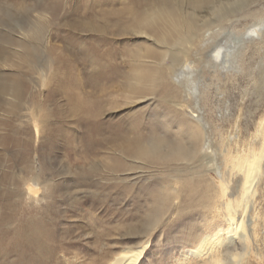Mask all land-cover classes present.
<instances>
[{
  "label": "rangeland",
  "instance_id": "rangeland-1",
  "mask_svg": "<svg viewBox=\"0 0 264 264\" xmlns=\"http://www.w3.org/2000/svg\"><path fill=\"white\" fill-rule=\"evenodd\" d=\"M26 1L30 7L34 4V0ZM58 1L54 16L45 12L48 17L40 20L31 8L22 9V0H0V264H100L121 248H135L145 239L150 241L140 264H169L183 249L178 239L197 219L189 209L174 204L155 227L143 230L145 214L151 208L148 191L157 188L156 173L140 172L138 163L130 161L120 172H110L109 163L121 154L109 143L111 131L92 129L90 123L124 120L127 131L132 122L137 125L142 121L147 127L153 120L162 88L151 85L153 93L140 100L127 95L122 77L130 70L128 63L133 57L127 52L143 40L111 34L114 15L102 14L100 8L107 7H100L98 0ZM244 1L222 0L223 10H234L235 15L211 26L221 36L209 54L217 49L224 52L223 74L206 73L205 82L200 83L210 94L204 109L214 113L227 101L230 115H239L237 124L242 127L249 117L247 106L258 104L261 89L256 86L264 84V34L250 43L243 59L237 58L240 43L232 40L237 34L247 42L252 30L264 29V7L245 14L238 9ZM125 5L124 1L108 8L117 10ZM208 10L196 5L189 8V12L196 16L202 12L210 20L224 12ZM80 22H103L108 26L107 35L101 39L97 32L82 30ZM21 24L39 29L45 36L40 41L32 37L23 40L22 46L30 49L28 55L20 54L21 46L11 35ZM90 45H99L102 51L112 49L111 57L105 55L102 61L119 71L106 79H94L96 70L85 65L81 55ZM202 59L195 65L207 71ZM237 59L242 60V73H232ZM226 73L236 75V81L226 79ZM16 76L22 90L14 98L5 87ZM83 98L100 102L104 112L96 118L82 110L72 113L75 102ZM227 122L230 120L224 125ZM213 142L218 146L216 133ZM22 233H28L33 243H26Z\"/></svg>",
  "mask_w": 264,
  "mask_h": 264
},
{
  "label": "bare ground",
  "instance_id": "bare-ground-1",
  "mask_svg": "<svg viewBox=\"0 0 264 264\" xmlns=\"http://www.w3.org/2000/svg\"><path fill=\"white\" fill-rule=\"evenodd\" d=\"M98 1L100 7H107L100 8L102 14L107 17L114 15L111 34L143 40L142 44L127 52L133 55L128 63L130 70L122 75L127 95L143 100L153 93L151 85L162 88L161 104L157 105L153 120L146 123L147 127L142 121L137 125L135 121L126 131L124 120L116 124H105L101 120L90 122L92 129L101 127V130L107 129L105 132L111 131L112 141L109 143H113L114 152L121 154V158H113L109 163L110 172H120L124 163L130 161L138 163L140 172L145 169L150 176L156 173L157 188L148 191L151 208L145 214L141 228L148 230L155 227L160 217L175 204L177 208L189 209L197 221L192 222L190 229L178 239L183 249L169 264H264V84L256 86L261 89L257 92L258 104L255 108L247 106L249 117L243 127L237 124L239 115H230L227 101L224 108H215L214 113L205 110L209 88L203 86L204 83L200 85L205 82L206 73L212 76L223 74L224 52L217 49L215 54H209L218 36H221L211 26L234 16V10H223L222 0ZM124 1L127 5L120 9L108 8ZM33 3L30 7L26 0H22V9L31 8L40 20L48 17L45 12L51 11L53 15L52 11L59 6L58 0H34ZM252 4L255 5L253 8ZM190 5L209 9L213 14L217 9L224 12L210 20L202 12L199 16L194 11L189 12ZM261 6L264 7L263 0H248L238 9L246 11V14L251 9H261ZM102 23L80 22L78 26L87 32L99 33L103 39L108 26ZM17 26L15 35H11L14 42L21 46V55H28L30 50L22 46L23 40L29 37L45 40L39 29H32L28 24ZM250 34L251 40L247 42L237 34L232 38L240 43L238 59H243L252 41L261 39L264 29L259 27ZM101 49L99 45L82 49L84 64L92 66L97 72L94 79H106L111 73L119 71L105 66L102 61L105 55L111 57L114 51ZM199 58H203L207 71L196 67ZM238 59L237 63L234 61L236 68L232 73H242V66L239 65L242 60ZM224 75L229 81H236V75ZM12 82L5 90L15 98L21 93L22 86L18 76ZM215 88L218 89L217 86ZM170 98H175V101H170ZM241 99L244 101V98ZM78 110L95 118L104 112L100 102L90 103L85 98L75 102L72 113ZM257 110L259 114L255 113ZM229 120L224 125L223 122ZM214 133L219 137L218 146L213 142ZM32 226L34 223H31ZM131 232L128 229V233ZM22 234L26 243H33L28 233ZM149 241L145 239L135 248L123 247L101 260L100 264H140Z\"/></svg>",
  "mask_w": 264,
  "mask_h": 264
}]
</instances>
